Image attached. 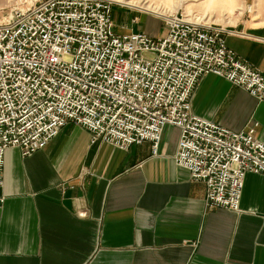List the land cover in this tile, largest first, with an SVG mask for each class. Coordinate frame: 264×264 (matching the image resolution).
Masks as SVG:
<instances>
[{
  "label": "built area",
  "instance_id": "1",
  "mask_svg": "<svg viewBox=\"0 0 264 264\" xmlns=\"http://www.w3.org/2000/svg\"><path fill=\"white\" fill-rule=\"evenodd\" d=\"M114 5L32 0L0 21V184L7 149L29 156L68 124L122 150L148 141L153 155L174 127L175 163L205 185L209 207L238 212L245 175H264V143L253 127L235 132L194 114L191 97L214 74L262 100L264 74L228 48L221 25L177 10L151 13L164 36L118 33Z\"/></svg>",
  "mask_w": 264,
  "mask_h": 264
},
{
  "label": "crops",
  "instance_id": "2",
  "mask_svg": "<svg viewBox=\"0 0 264 264\" xmlns=\"http://www.w3.org/2000/svg\"><path fill=\"white\" fill-rule=\"evenodd\" d=\"M228 30V48L264 74V20ZM191 110L264 143V98L223 77L201 78ZM178 140L166 127L153 155L148 141L122 150L68 124L29 156L7 149L0 264H264V175H245L238 212L209 207L174 161Z\"/></svg>",
  "mask_w": 264,
  "mask_h": 264
},
{
  "label": "rangeland",
  "instance_id": "3",
  "mask_svg": "<svg viewBox=\"0 0 264 264\" xmlns=\"http://www.w3.org/2000/svg\"><path fill=\"white\" fill-rule=\"evenodd\" d=\"M32 0H0V21L8 18L12 9L16 7H24ZM154 4L159 5L160 0H151ZM179 4L174 11L182 10L183 12L197 16L204 21L212 22L221 25L225 28H233L238 25L240 20L251 19L264 20V0H233L234 6L232 11H229V2L227 0H215L211 8H206L203 0H173ZM137 16V22L133 23L132 18ZM150 12L129 7L115 2L113 7V22L115 31L123 33L126 31L145 32L151 36H164L167 28L164 22L156 18L152 21ZM127 29V30H125ZM149 57L150 54H143Z\"/></svg>",
  "mask_w": 264,
  "mask_h": 264
},
{
  "label": "bare ground",
  "instance_id": "4",
  "mask_svg": "<svg viewBox=\"0 0 264 264\" xmlns=\"http://www.w3.org/2000/svg\"><path fill=\"white\" fill-rule=\"evenodd\" d=\"M114 2H117L119 4L122 5H126L129 7H134L137 9H141L144 11H148L150 13H172V10L174 11L175 7H179L173 0H160L161 3L159 5L154 4V2H152L151 0H112ZM205 3L206 8H211L214 5V1L215 0H203ZM230 4H229V11H232L234 6L232 5L233 0H227ZM30 3V2H28ZM172 9V10H170ZM190 15V14H188ZM193 16V15H192ZM196 18H198L197 16H195ZM200 20H203L201 18H198ZM204 21V20H203ZM208 22V21H206Z\"/></svg>",
  "mask_w": 264,
  "mask_h": 264
}]
</instances>
